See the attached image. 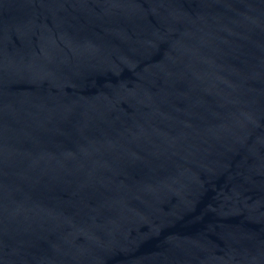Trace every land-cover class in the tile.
Returning <instances> with one entry per match:
<instances>
[{"label":"water","instance_id":"95a60500","mask_svg":"<svg viewBox=\"0 0 264 264\" xmlns=\"http://www.w3.org/2000/svg\"><path fill=\"white\" fill-rule=\"evenodd\" d=\"M0 264H264V0H0Z\"/></svg>","mask_w":264,"mask_h":264}]
</instances>
